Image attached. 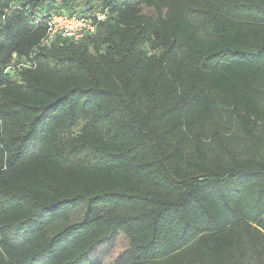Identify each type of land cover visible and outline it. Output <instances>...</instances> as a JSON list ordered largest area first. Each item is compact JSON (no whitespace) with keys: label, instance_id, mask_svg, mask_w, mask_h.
Segmentation results:
<instances>
[{"label":"trees","instance_id":"trees-1","mask_svg":"<svg viewBox=\"0 0 264 264\" xmlns=\"http://www.w3.org/2000/svg\"><path fill=\"white\" fill-rule=\"evenodd\" d=\"M58 1L0 0V264H264V0Z\"/></svg>","mask_w":264,"mask_h":264},{"label":"built area","instance_id":"built-area-1","mask_svg":"<svg viewBox=\"0 0 264 264\" xmlns=\"http://www.w3.org/2000/svg\"><path fill=\"white\" fill-rule=\"evenodd\" d=\"M61 0L58 1V4ZM47 35L40 46H49L57 39H70L75 42L82 41L85 37L92 36L97 32L99 25L110 18V10L85 12L76 9L75 13H69L64 7H59L50 12H45ZM35 53L30 56L14 54L12 62L7 67V72H17L36 66Z\"/></svg>","mask_w":264,"mask_h":264},{"label":"rangeland","instance_id":"rangeland-1","mask_svg":"<svg viewBox=\"0 0 264 264\" xmlns=\"http://www.w3.org/2000/svg\"><path fill=\"white\" fill-rule=\"evenodd\" d=\"M85 212H86V205H83L77 210H75L71 217V223L79 222L83 218ZM64 226H65V223L63 221H58L54 223L49 229L50 234H54L55 232L59 231ZM110 257H111V254L109 251H107V258H110Z\"/></svg>","mask_w":264,"mask_h":264},{"label":"crops","instance_id":"crops-1","mask_svg":"<svg viewBox=\"0 0 264 264\" xmlns=\"http://www.w3.org/2000/svg\"><path fill=\"white\" fill-rule=\"evenodd\" d=\"M107 251L110 252L111 257L107 258L106 257V261L109 262L110 264H114L115 262H117L118 257L117 255L112 251V246H110V244L108 245V247L106 248V255H107Z\"/></svg>","mask_w":264,"mask_h":264}]
</instances>
